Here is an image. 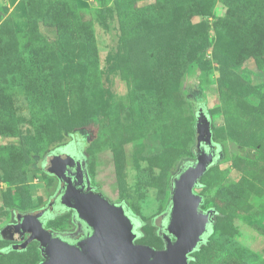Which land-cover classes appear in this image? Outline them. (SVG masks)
<instances>
[{
    "label": "rangeland",
    "instance_id": "1",
    "mask_svg": "<svg viewBox=\"0 0 264 264\" xmlns=\"http://www.w3.org/2000/svg\"><path fill=\"white\" fill-rule=\"evenodd\" d=\"M135 10L146 34L123 28ZM204 104L222 158L196 188L219 211L201 264H264V0H0V227L49 204L44 160L77 139L94 189L126 201L137 240L163 248ZM8 244L0 264L42 260Z\"/></svg>",
    "mask_w": 264,
    "mask_h": 264
},
{
    "label": "water",
    "instance_id": "2",
    "mask_svg": "<svg viewBox=\"0 0 264 264\" xmlns=\"http://www.w3.org/2000/svg\"><path fill=\"white\" fill-rule=\"evenodd\" d=\"M197 133V158L174 182L172 207L164 224L163 248L136 241L142 235V221L126 201L112 202L101 192L90 188L84 191L75 185L67 176V168L75 164L80 168L82 161L77 152L66 149L61 154L50 155L45 160L46 169L66 181L60 204L73 208L87 224L90 234L72 242L45 227L41 219L44 211L18 213L20 222L16 226L30 236L16 248L24 249L37 240L45 256L40 264H190V254L206 240L215 218L213 208H201L203 196L196 188L207 169L222 158L220 146L215 147L213 143L210 120L202 110Z\"/></svg>",
    "mask_w": 264,
    "mask_h": 264
},
{
    "label": "flooded vegetation",
    "instance_id": "3",
    "mask_svg": "<svg viewBox=\"0 0 264 264\" xmlns=\"http://www.w3.org/2000/svg\"><path fill=\"white\" fill-rule=\"evenodd\" d=\"M197 117L199 120V115H197ZM74 141L77 142L78 140L77 139L76 140H70L69 142H66L67 143L66 145H69L71 147V144L73 145ZM76 145H77V147L73 145L74 147L72 146L70 148V150L73 149L72 151L77 152L79 154V156L81 158L80 160L82 161L81 162L82 166H80V168H79V166L77 164H75L71 167H68L67 168V176L71 177L72 180L75 181V185L79 188H83L84 191H87L88 188H90L91 190H95L92 183L90 182V180H88L87 172L84 169L83 155H82V151H81L82 148L80 146H78L79 145L78 143H76ZM61 149H62L61 147L57 148L56 150H54V153L56 151L57 153L61 154L62 153ZM197 151H198V149H197ZM47 158L45 160H47ZM45 160H44V163L42 162L43 168H44V165L46 162ZM76 160H79L78 156H76ZM193 162H195V161H192L191 163H193ZM55 177L57 178V184H56L55 192L51 196V200L49 201V204L45 205L44 207L41 208L40 212L44 211V214L41 216V219H43L45 227L47 229H49L51 232H53L54 235L61 236V237L68 239L72 242H77V241L81 240L83 237L89 235L90 230L87 227V224H85V222H83L79 218L78 214L76 213V211L73 208H66L65 206L60 204V195L64 191V189L66 188V181L59 178L57 175ZM123 202L120 201V202H116V203H123ZM58 212L60 215H63V216L65 215L68 219H70V226L63 227V226H55V224L54 225L49 224L51 222L50 218L53 216H56V214H58ZM18 213H15V216L13 217L12 221L7 222L5 225L0 227V238H2V239L5 238V239L10 241V244L5 246L4 250L5 249L6 250L16 249V246L18 244L24 243L25 240H27V238L30 236L29 233H25V234L22 233V231L19 230L20 228H18L16 226L20 222V220L17 219ZM32 214H36V212L35 213L33 212ZM51 214H52V216H51ZM32 243L36 244V246L39 249V252L41 254L42 260L38 263V264H40L41 262L44 261L45 256L41 250L40 243L37 240L30 242L26 246V248Z\"/></svg>",
    "mask_w": 264,
    "mask_h": 264
},
{
    "label": "trees",
    "instance_id": "4",
    "mask_svg": "<svg viewBox=\"0 0 264 264\" xmlns=\"http://www.w3.org/2000/svg\"><path fill=\"white\" fill-rule=\"evenodd\" d=\"M70 7V6H69ZM69 11H75V10H73V9H71V7L69 8ZM145 14H143V13H141L140 11H138V10H135L134 11V15H133V18H131L130 19V23L128 22V28H125V26H123V28H124V30L126 31V32H128V33H130V32H140V35L142 34V33H145L146 34V32H147V30H149V25H148V27H146L147 25V22H146V15L144 16ZM143 22H144V26H143ZM162 26H161V28L165 25V22H163L162 24H161ZM127 27V26H126ZM162 30H163V28H162ZM150 31V30H149ZM148 34V33H147ZM137 36V35H136ZM146 53H147V56H151V59H152V61H153V58H152V50L151 49H147L146 50ZM225 53V52H224ZM144 92H140L138 95H140V97H143L144 95H142ZM203 111L207 116H208V118H209V120H211V118H210V116H209V114H208V111H207V108H206V106H205V104L204 105H201V106H199V107H197L196 108V114L197 115H199V113H200V111ZM92 124V123H91ZM90 124V125H91ZM89 126V124H85V125H82V126H78V127H81V128H75L74 129V131L73 132H75L76 130H78V129H82V127H88ZM73 130V129H72ZM228 134L229 135H232V132L230 133V130H229V132H228ZM74 136V135H73ZM214 141V140H213ZM76 143H80L79 141H74L73 142V145L74 144H76ZM67 143H65L64 145H66ZM72 145V144H71ZM72 145V146H73ZM75 146V145H74ZM73 146V147H74ZM61 148L63 147V146H60ZM59 147V148H60ZM71 148V147H70ZM62 149H64V148H62ZM61 149V150H62ZM73 150V149H72ZM56 152V151H55ZM28 178L29 179H31V180H34L35 179V177H36V175H35V173H33V172H30V173H28ZM201 180V179H200ZM200 185H201V181H200ZM199 185V186H200ZM40 199H43V197H41ZM207 209H205V210H208V209H210V208H208V207H206ZM204 210V209H203ZM218 211V210H217ZM217 211H215V214H219V211L217 212ZM214 214V215H215ZM141 221H142V219H141ZM215 222H216V218H214V224H213V226H212V228H211V230L209 231V233L207 234V238H206V240L195 250V251H193L191 254H190V258H191V260H190V264H201V262H203V260H204V255H205V251H208V250H210V241H211V235H212V233L214 232V228H215ZM142 224H143V221H142ZM141 233H142V235H143V230L141 229ZM2 239V238H1ZM162 240L164 241V238L162 237ZM138 242H140V243H142L143 242V240H142V238L140 237L139 238V240H137ZM32 244H35V243H32ZM32 244H30L27 248H26V250L28 249V248H31L32 246ZM144 244V243H143ZM145 244H148L149 245V243H146L145 242ZM5 247V246H4ZM4 247L2 248V252H6V251H8V250H10V249H8V250H4ZM35 247H36V250L38 251V253H39V249L37 248V246H36V244H35ZM12 250H15V249H12ZM35 264V263H34Z\"/></svg>",
    "mask_w": 264,
    "mask_h": 264
},
{
    "label": "clouds",
    "instance_id": "5",
    "mask_svg": "<svg viewBox=\"0 0 264 264\" xmlns=\"http://www.w3.org/2000/svg\"><path fill=\"white\" fill-rule=\"evenodd\" d=\"M131 209V208H130ZM138 216V215H137ZM168 216V215H167ZM139 217V216H138ZM140 218V217H139ZM167 218V217H166ZM140 220H141V218H140ZM142 226V225H141ZM141 226H140V231H141ZM142 236V235H141ZM137 241V240H136Z\"/></svg>",
    "mask_w": 264,
    "mask_h": 264
}]
</instances>
